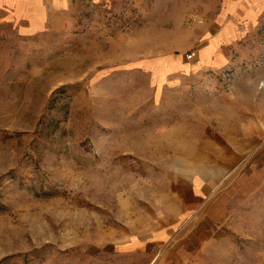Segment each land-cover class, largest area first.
Masks as SVG:
<instances>
[{
  "label": "rangeland",
  "instance_id": "obj_1",
  "mask_svg": "<svg viewBox=\"0 0 264 264\" xmlns=\"http://www.w3.org/2000/svg\"><path fill=\"white\" fill-rule=\"evenodd\" d=\"M263 126L262 12L69 0L29 27L0 17V264H264V186L202 244L165 233L202 141L228 177Z\"/></svg>",
  "mask_w": 264,
  "mask_h": 264
},
{
  "label": "crops",
  "instance_id": "obj_2",
  "mask_svg": "<svg viewBox=\"0 0 264 264\" xmlns=\"http://www.w3.org/2000/svg\"><path fill=\"white\" fill-rule=\"evenodd\" d=\"M47 1L52 3L69 0H0V17L4 20L19 18L22 26L25 27L40 23V20L43 23ZM227 1L231 7L245 6L253 12L264 13V0ZM32 19L34 22L31 21ZM224 38L225 36H218L216 41ZM209 48L206 51H209ZM257 131L258 136L264 137V126ZM254 134L256 133L253 132L251 135L256 136ZM213 135H217V132L214 131ZM211 148L214 147L207 145V141L203 140L201 149L191 157L187 175L191 183V192L178 199L179 212L169 225L171 229L165 231L167 234H183L185 238L182 246L185 242L195 240L202 244L227 218L230 205L236 198L240 195H252L259 187L264 186V143L257 151L259 154L255 158L243 159V164L238 167L240 169L228 177L227 171L221 165V156L213 158L209 155L208 149L211 150Z\"/></svg>",
  "mask_w": 264,
  "mask_h": 264
},
{
  "label": "built area",
  "instance_id": "obj_3",
  "mask_svg": "<svg viewBox=\"0 0 264 264\" xmlns=\"http://www.w3.org/2000/svg\"><path fill=\"white\" fill-rule=\"evenodd\" d=\"M190 56H192V55H190Z\"/></svg>",
  "mask_w": 264,
  "mask_h": 264
}]
</instances>
